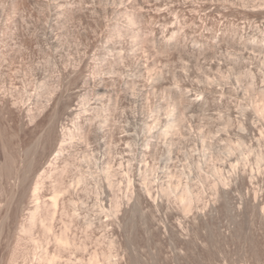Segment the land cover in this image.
I'll use <instances>...</instances> for the list:
<instances>
[{
  "label": "rangeland",
  "instance_id": "374dc122",
  "mask_svg": "<svg viewBox=\"0 0 264 264\" xmlns=\"http://www.w3.org/2000/svg\"><path fill=\"white\" fill-rule=\"evenodd\" d=\"M0 264H264V0H0Z\"/></svg>",
  "mask_w": 264,
  "mask_h": 264
},
{
  "label": "bare ground",
  "instance_id": "6f19581e",
  "mask_svg": "<svg viewBox=\"0 0 264 264\" xmlns=\"http://www.w3.org/2000/svg\"><path fill=\"white\" fill-rule=\"evenodd\" d=\"M139 33L138 29L137 28H134V30L132 31V34L133 35H137ZM174 120L171 121V123L169 122L168 123V126H171L172 125V122ZM175 125V124H174ZM81 164H83V167L86 166L87 169L83 170V168H79V171H78V176H77V180H83V179H86V171H87V174H90L92 173L91 171H88V168L91 167L92 163H93V158L87 154H82L81 156V160H80ZM80 165V164H79ZM183 172V171H182ZM186 190V189H185ZM187 192V191H186ZM60 193L61 191L59 189H57L56 187H54L53 189V192H52V195L50 197L51 199V206H53L52 208L55 209L56 207V204H57V201L59 199V196H60ZM188 194V193H186ZM184 197V196H183ZM182 197V198H183ZM181 198V199H182ZM63 241V240H62ZM61 242V241H60Z\"/></svg>",
  "mask_w": 264,
  "mask_h": 264
}]
</instances>
